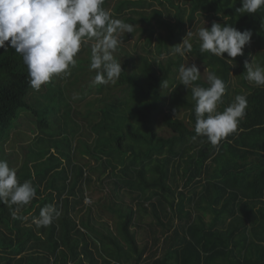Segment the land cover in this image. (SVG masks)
Returning <instances> with one entry per match:
<instances>
[{"label":"trees","instance_id":"trees-1","mask_svg":"<svg viewBox=\"0 0 264 264\" xmlns=\"http://www.w3.org/2000/svg\"><path fill=\"white\" fill-rule=\"evenodd\" d=\"M102 7L135 26L114 53L122 67L115 83L93 84L92 41L69 76L39 90L22 57L0 49V160L37 190L21 219L12 218L15 205L0 204V264H264V87L243 68L245 60L264 66V7L252 14L235 11L240 0ZM213 21L253 33L235 67L200 51L196 33ZM188 31L192 52L171 54ZM135 33L139 46L130 43ZM192 63L197 85L208 86L209 71L225 82L218 111L247 96L238 130L217 146L192 140L195 101L178 79L180 66ZM48 204L61 215L37 228L32 220Z\"/></svg>","mask_w":264,"mask_h":264},{"label":"clouds","instance_id":"clouds-1","mask_svg":"<svg viewBox=\"0 0 264 264\" xmlns=\"http://www.w3.org/2000/svg\"><path fill=\"white\" fill-rule=\"evenodd\" d=\"M103 3L104 0H0V49L8 51L11 48L22 57L31 87L39 90L56 76H69L70 69L77 65V53L92 41L89 67L95 71L93 84L115 83L122 67L114 53L123 44L125 34L132 33L135 26L111 18L102 7ZM240 3L241 7L235 9L239 13L252 14L264 7V0H240ZM196 35L202 53L221 57L235 67V58L244 55V48L250 44L253 33L213 21L210 28L201 27ZM192 37L193 32L188 31L181 43L171 47V54L185 56L191 53ZM243 68L246 80L264 87V66L245 60ZM200 75V67L195 63L179 68V82L185 89H191L195 101L196 135L192 140L205 137L217 146L238 130L246 115L247 96L236 95L229 106L218 111V106L223 103L225 82L209 71L208 86H199L195 82ZM168 86L169 82L162 79L160 87ZM36 194L31 181L20 183L16 170L10 168L7 161L0 160V204L15 205L11 212L13 219L22 218L19 213ZM60 215L54 204H48L40 209L32 223L37 228L48 227Z\"/></svg>","mask_w":264,"mask_h":264},{"label":"rangeland","instance_id":"rangeland-1","mask_svg":"<svg viewBox=\"0 0 264 264\" xmlns=\"http://www.w3.org/2000/svg\"><path fill=\"white\" fill-rule=\"evenodd\" d=\"M143 42H144L143 39L140 37V35L138 33H135L133 36V39L130 40L131 45H138L139 46ZM232 78H233V76H232ZM235 81H236V78H235ZM236 84H238L237 81H236ZM238 87H239V85H238ZM238 87L235 85L233 86V88H238ZM183 112H184V114L182 116H180L181 119H185V115L187 114V111L183 110Z\"/></svg>","mask_w":264,"mask_h":264}]
</instances>
